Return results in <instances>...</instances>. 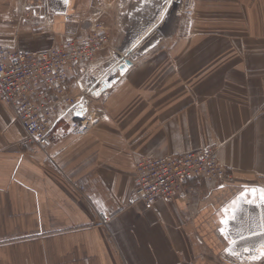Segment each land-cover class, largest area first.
Masks as SVG:
<instances>
[{
	"label": "crops",
	"instance_id": "obj_1",
	"mask_svg": "<svg viewBox=\"0 0 264 264\" xmlns=\"http://www.w3.org/2000/svg\"><path fill=\"white\" fill-rule=\"evenodd\" d=\"M95 3L0 0L1 46L41 52L98 24L111 38L101 68L132 62L90 98L87 125L64 121L47 149L20 144L25 129L0 100V264H264L258 192L221 223L240 193L264 188V0H181L159 19L162 0H120L86 18ZM207 146L231 182L194 178L173 199L128 206L140 156Z\"/></svg>",
	"mask_w": 264,
	"mask_h": 264
},
{
	"label": "built area",
	"instance_id": "obj_2",
	"mask_svg": "<svg viewBox=\"0 0 264 264\" xmlns=\"http://www.w3.org/2000/svg\"><path fill=\"white\" fill-rule=\"evenodd\" d=\"M110 45L107 28L98 24L85 39L67 35L41 52L0 45V100L13 107L25 129L22 146L32 151L47 149L66 120H71L75 130L87 125L88 101L102 88L110 71L101 68L97 56ZM72 77L77 95L70 90ZM194 178L220 184L233 180L215 146L159 157L140 156L128 206L143 203L152 207L159 200L173 199ZM77 187L85 194V186Z\"/></svg>",
	"mask_w": 264,
	"mask_h": 264
},
{
	"label": "snow or ice",
	"instance_id": "obj_3",
	"mask_svg": "<svg viewBox=\"0 0 264 264\" xmlns=\"http://www.w3.org/2000/svg\"><path fill=\"white\" fill-rule=\"evenodd\" d=\"M62 3L67 5L69 3V0H62ZM100 93L97 92L96 95H99ZM79 114V113H78ZM259 193V199L264 202V188L262 189H251L248 190L246 189L244 192L240 193V195L234 199L233 201H231V210H232V215L229 217L228 213H229V207H225L222 210L223 216L221 219V223L227 225L228 223H230L231 220H235L237 218L236 213L240 210V206L237 204V200L240 201H247L248 203H253L254 199H255V193ZM249 193L253 194V199H249ZM223 217H227V218H223ZM257 227H259L262 231H264V215H262L259 218ZM221 233H225V228H221L220 229ZM228 235L230 236V231L228 233ZM227 238V236H226ZM237 243V241L235 239H231L230 240V247L228 249H226V251L230 252L233 255L238 254L233 247H231V245H235ZM260 255H264V252H261ZM252 258H256L255 256H253Z\"/></svg>",
	"mask_w": 264,
	"mask_h": 264
},
{
	"label": "rangeland",
	"instance_id": "obj_4",
	"mask_svg": "<svg viewBox=\"0 0 264 264\" xmlns=\"http://www.w3.org/2000/svg\"><path fill=\"white\" fill-rule=\"evenodd\" d=\"M95 6L93 9H91L89 12H87L86 18H97L98 14L101 13H115V9L114 7H109L108 4H115L117 2H120V0H112V1H108V0H95ZM181 0H162V7L163 10L157 12L158 13V19L160 17L165 18L167 16V14L171 12L170 7L171 5H176L178 2H180ZM161 7V8H162ZM107 9V10H106ZM170 10V12H169ZM157 15V14H156ZM162 19V18H161ZM221 260L226 261L227 263L230 264H255L254 262H249L247 260H242L239 257H235L232 255H228V254H223L221 256ZM257 264L259 263L258 261H256Z\"/></svg>",
	"mask_w": 264,
	"mask_h": 264
},
{
	"label": "water",
	"instance_id": "obj_5",
	"mask_svg": "<svg viewBox=\"0 0 264 264\" xmlns=\"http://www.w3.org/2000/svg\"><path fill=\"white\" fill-rule=\"evenodd\" d=\"M132 64L131 60H129L128 57L123 58L121 61H119L117 64L113 66V68L109 71L108 75L106 76L103 86L101 88V92L107 90L112 86L114 82H116L117 74L123 75L128 67H130ZM116 77V78H115Z\"/></svg>",
	"mask_w": 264,
	"mask_h": 264
},
{
	"label": "bare ground",
	"instance_id": "obj_6",
	"mask_svg": "<svg viewBox=\"0 0 264 264\" xmlns=\"http://www.w3.org/2000/svg\"><path fill=\"white\" fill-rule=\"evenodd\" d=\"M111 70V69H110Z\"/></svg>",
	"mask_w": 264,
	"mask_h": 264
}]
</instances>
